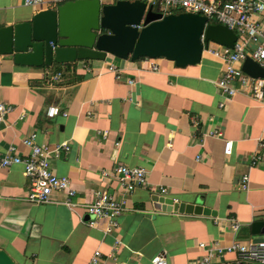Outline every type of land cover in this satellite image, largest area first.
Returning <instances> with one entry per match:
<instances>
[{"label": "crops", "instance_id": "0c3cea01", "mask_svg": "<svg viewBox=\"0 0 264 264\" xmlns=\"http://www.w3.org/2000/svg\"><path fill=\"white\" fill-rule=\"evenodd\" d=\"M44 1L46 6L30 7L23 0H0V28L28 22L69 0ZM258 21L264 27V13ZM111 62L121 70V80L107 71ZM159 64L160 72H152L145 59L108 56L35 67L0 55V103L13 106L0 124V151L15 146L28 155L31 149L23 141L33 133L50 147L68 142L70 151L52 165L77 190L74 210L63 204V192L55 193L52 203H30L24 167L0 168V250L15 264H89L96 250L104 254L103 264H151L158 255L168 264H199L206 254L202 242L227 246L264 238L258 233L264 228V160L251 165L255 152L264 154L258 150L264 141V105L245 93L227 98L217 86L224 64L209 51L195 66L178 68L166 59ZM58 72L61 80L52 81ZM51 106L68 116L50 118ZM215 129L222 138L204 137ZM226 140L233 141L229 157ZM120 165L144 168L149 185L125 193L116 178L103 175ZM246 174L248 191L240 187ZM161 187L178 202L201 200L217 216L155 210L152 197L161 196ZM97 190L126 200L111 232L107 219L89 224L86 206ZM232 219L240 225L237 233ZM117 242L115 262L108 256ZM235 259L227 254L222 261Z\"/></svg>", "mask_w": 264, "mask_h": 264}, {"label": "built area", "instance_id": "2783aa9c", "mask_svg": "<svg viewBox=\"0 0 264 264\" xmlns=\"http://www.w3.org/2000/svg\"><path fill=\"white\" fill-rule=\"evenodd\" d=\"M105 2L106 0H101ZM113 3L121 0H108ZM147 4V9L157 7L160 13L169 15L172 13H194L205 16L210 20H215L234 31L238 37L234 48L215 44V47L205 46L204 51H209L224 64V70L221 78L217 82L220 91L227 98H234L239 93H245L254 100L264 105V79L254 78L243 71V63L247 58H251L264 67V27L258 21V17L264 13V0H142ZM24 5L30 7L46 6L44 0H23ZM177 11V12H175ZM204 40V35L202 37ZM152 72H160V59L145 58ZM107 71L113 73L117 80L122 79L121 70L111 62L107 66ZM62 73L58 72L51 76L54 82L60 81ZM130 85H134V80H129ZM225 107L224 103L220 104ZM13 106L0 103V124L4 122V117L12 112ZM50 118L57 116H68L67 112H61L57 106H51L47 110ZM199 124L198 121L195 122ZM104 132V136H107ZM204 137L222 138L223 132L220 129L210 130L203 134ZM24 145L31 149L28 155L18 153L15 146H11L6 152L0 151V168H9L14 165H22L25 175L31 181V189L28 201L34 204H49L53 202V195L57 192L66 194V200L63 204L70 210H74L77 204L74 198L77 190L73 187L72 181L65 176H58L53 169L52 162L62 153L70 151V144L63 142L55 147L48 144H39L37 134L33 133L30 137L24 139ZM258 150L264 152V141L258 145ZM233 141L226 140L224 153L227 157L232 155ZM200 157H198V160ZM264 160V154L255 152L251 157V165L257 166ZM105 177H114L118 180L121 188L127 194H132L140 188L149 185L148 172L141 167H130L127 165L117 166L113 171H104ZM250 176L244 175L241 180V189L249 190ZM159 193L167 197L168 189L161 187ZM175 202L177 199L172 198ZM126 209V200H120L107 190H97L94 192V198L86 206V214L89 217L90 226H95L101 219L109 220L107 232L119 226V218L123 216ZM240 225L235 220H231V229L234 233L239 231ZM120 242L114 247V254L108 257L117 261L116 251ZM200 249L206 254L202 257L199 264H243L252 262L264 264V238L258 240L242 242L233 241L225 246L216 241L212 244L200 243ZM227 254L236 256L235 261H222ZM104 254L101 250H96L89 264H103ZM151 264H168L164 255H158L151 261Z\"/></svg>", "mask_w": 264, "mask_h": 264}, {"label": "water", "instance_id": "95a60500", "mask_svg": "<svg viewBox=\"0 0 264 264\" xmlns=\"http://www.w3.org/2000/svg\"><path fill=\"white\" fill-rule=\"evenodd\" d=\"M237 40L234 31L221 24L211 25L205 16L185 12L164 15L153 7L147 9L142 0L113 4L69 0L38 12L28 22L0 28V55L13 56L18 65L35 67L105 61L114 56L134 62L166 59L186 68L201 63L210 43L234 48ZM242 68L246 74L264 79V67L253 59L247 58ZM152 201L157 211L217 216L201 200L188 204L154 195ZM258 233L264 234V228ZM0 264L15 262L0 250Z\"/></svg>", "mask_w": 264, "mask_h": 264}, {"label": "trees", "instance_id": "16d2710c", "mask_svg": "<svg viewBox=\"0 0 264 264\" xmlns=\"http://www.w3.org/2000/svg\"><path fill=\"white\" fill-rule=\"evenodd\" d=\"M223 1H230V0H223ZM154 11H156V12H160L159 8H157V7H154ZM175 12H177V11H175ZM210 24H211V25H218L219 23L216 22L215 20H210ZM142 59H145V58H142ZM142 59H141V60H142ZM59 69H60V68H59Z\"/></svg>", "mask_w": 264, "mask_h": 264}, {"label": "rangeland", "instance_id": "374dc122", "mask_svg": "<svg viewBox=\"0 0 264 264\" xmlns=\"http://www.w3.org/2000/svg\"><path fill=\"white\" fill-rule=\"evenodd\" d=\"M211 47H215V44H212Z\"/></svg>", "mask_w": 264, "mask_h": 264}]
</instances>
